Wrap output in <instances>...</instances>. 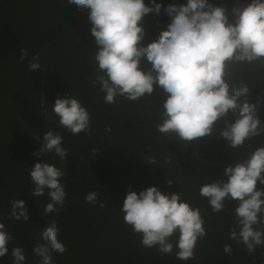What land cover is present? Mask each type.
<instances>
[{"label":"trees","instance_id":"trees-1","mask_svg":"<svg viewBox=\"0 0 264 264\" xmlns=\"http://www.w3.org/2000/svg\"><path fill=\"white\" fill-rule=\"evenodd\" d=\"M155 1L164 9L173 5V0ZM225 2L231 13L234 6L246 5L251 0ZM144 3L154 7L149 0H144ZM178 3L186 4L187 0H178ZM209 3L220 6L219 0H209ZM89 11L78 9L67 0H0V181L2 178L13 180L8 184L2 180L5 188L13 196H18L20 187L22 193H31L33 183L28 173L35 163L42 162L33 155L39 149L31 148L39 127L29 132L32 121L44 117L42 87L34 86L43 71L28 72L27 64L32 56L39 53L40 62L44 63L43 50L48 48L51 52L52 106L57 98L70 94L87 108L91 117V133L73 135L59 127L58 117L51 114L54 120L51 130L63 137V147L69 152L63 165L54 153L51 157L52 164L65 171L63 180L74 181L76 166L83 161L79 181L64 185L67 195L63 210L58 215L45 216L44 207L47 200L50 201L46 193L36 211L37 233L55 219L58 239L67 248L62 255L52 254L54 264H263L260 255L264 260V246H260V251L258 247L254 254H249L242 244L228 239L232 213L238 205L226 200L228 211L215 214L207 200L199 196L200 186L224 178L223 172L228 166L200 163L195 154L197 140L186 144L174 135L165 138L156 131L166 99L163 91L154 87L153 94L146 95L139 102L118 97L115 104L109 105L104 102L99 87H93L96 65L92 58L97 46L90 32ZM170 23V17L161 11L143 17L140 25L145 31L143 46L156 41ZM21 48L29 52L23 63L19 62ZM141 67L145 71L150 68L146 58ZM226 71L230 85H248L250 103L260 101L258 115L264 126V63L230 64ZM228 119L234 121L231 113ZM40 122L42 128L43 123ZM223 127V121L218 122L211 136L200 139L198 151L203 160L236 163L237 159L264 142V134H261L246 140L241 148L232 150L219 136ZM18 145H21V152L7 148ZM93 148L97 152H92ZM151 156L157 158L156 164L147 163V157ZM44 157L43 162H46ZM165 159H171V163L165 164ZM168 178L173 180L171 188L166 184ZM129 185L137 193L151 186L166 194L182 192L184 199L193 207L200 208L206 221L207 236L198 241L195 259L177 260L175 248L172 255H162L155 248L141 246L140 237L133 235L120 211ZM257 187L264 186L258 184ZM93 191L99 193L98 203L103 202L104 208L85 202V196ZM28 199L22 194L27 206L31 204ZM0 201L3 200L0 198ZM3 203L0 202V206ZM7 205L6 211L0 212V223L6 225L13 241L7 245L8 254L0 258V264H12V249L21 244L26 249L25 264H31L35 256L26 239L22 220L10 218L11 206ZM39 213L45 220L39 219ZM227 243H231L233 248L231 256L223 251V245Z\"/></svg>","mask_w":264,"mask_h":264},{"label":"clouds","instance_id":"clouds-1","mask_svg":"<svg viewBox=\"0 0 264 264\" xmlns=\"http://www.w3.org/2000/svg\"><path fill=\"white\" fill-rule=\"evenodd\" d=\"M67 3L90 10V32L97 46L92 58L96 65L92 84L99 87L106 104H115L118 97L139 102L146 95L151 96L155 87L166 95L159 116L161 122L156 125V131L165 138L174 135L188 144L211 136L214 127L223 121L219 136L235 150L246 140L264 134L258 115L260 101L250 103L248 85H230L226 71L230 64L264 63V0L234 6L231 21L226 15L228 9L209 0L169 5L164 10L171 23L147 46L142 44L145 31L140 25L146 15L160 13L163 6L155 0H152L154 7L146 6L144 0H67ZM28 57V50L21 48L19 62ZM145 58L150 64L147 71L141 67ZM40 61L39 53L32 56L28 72L43 71L44 63ZM51 113L58 117V126L71 134L91 133L87 108L70 94L57 98ZM230 113L234 121L228 119ZM34 138L42 139L41 148L33 154L42 162L35 163L28 173L33 183L31 195L45 196L47 189L50 202L43 214L58 215L67 195L60 182L65 171L43 162L42 156L54 153L63 165L69 152L63 147V137L52 130ZM147 163L156 164L157 158L147 157ZM164 163L170 164L171 159H165ZM223 177L201 185L199 196L207 200L215 214L228 211L226 200L238 205L232 213L228 239L254 254L259 246H264V187H257L264 186V147L237 159L234 167H226ZM166 184L171 188L173 180L166 179ZM131 189L129 185L120 211L133 235L140 237L141 246L155 248L162 255H172L175 248L177 260L195 259L198 241L207 236L200 208L193 207L182 192L166 194L156 186L139 193ZM98 201L99 193L95 191L85 196L86 203L104 208L105 204ZM10 218L29 219L23 200L13 201ZM38 235L43 243L33 249V255L42 258L41 264H54L52 254L67 251L58 239L57 221L52 219ZM12 241L6 225L0 223V258L8 254L7 245ZM223 251L231 256V243L224 244ZM11 255L12 264H25L24 248H13Z\"/></svg>","mask_w":264,"mask_h":264},{"label":"water","instance_id":"water-1","mask_svg":"<svg viewBox=\"0 0 264 264\" xmlns=\"http://www.w3.org/2000/svg\"><path fill=\"white\" fill-rule=\"evenodd\" d=\"M151 4L152 0H150ZM220 2V6L221 7H225L227 8L226 2L225 0H219ZM156 3V2H155ZM158 4V3H156ZM173 5H177L179 6L178 0H173ZM161 12L165 13L164 8H161ZM226 15L229 16L230 19H234V17H232L231 13L229 12V10L226 12ZM43 59H44V70H43V76H42V83H43V87H44V104H45V121L47 123L51 122V80H50V60H51V52L48 48L43 50ZM199 144H200V139H198L196 141V145H195V154H196V158L197 160L204 164V165H212V166H235V163H229V162H224V161H216V162H211V161H205L203 160L200 155H199ZM260 147H264V142L262 143V145ZM47 157V163L48 164H52V154L51 153H47L46 154ZM62 184H67V185H71L72 182H65L64 180L60 181ZM47 189H45L46 191ZM0 191L2 192V194L4 196L7 197V199L11 202V204L13 203L14 199H11L1 188L0 186ZM42 197V196H41ZM41 197H36L34 204L31 207H27V215L29 217V219L27 221H24V226L25 229L34 245V248L36 246H38L39 244H42V241H39L40 238L38 239V234H36L31 217L33 216L34 212H35V208L38 205L39 201L41 200ZM41 260L42 258L39 256H35V260L33 263L31 264H41ZM260 260L261 262L264 264V260L262 258V256L260 255Z\"/></svg>","mask_w":264,"mask_h":264},{"label":"flooded vegetation","instance_id":"flooded-vegetation-1","mask_svg":"<svg viewBox=\"0 0 264 264\" xmlns=\"http://www.w3.org/2000/svg\"><path fill=\"white\" fill-rule=\"evenodd\" d=\"M150 1V0H149ZM156 2V1H155ZM151 3V2H150ZM157 3V2H156ZM220 3V2H219ZM173 4V3H172ZM153 5V4H152ZM154 6V5H153ZM43 76V75H42ZM36 81H38L37 83H34V86L35 87H42V91H43V95H44V87H43V83H42V77H40V78H37V80ZM44 99V98H43ZM40 104V103H39ZM41 107V106H40ZM42 107H44V109L42 110V113L44 114V117H42V118H40L39 120H33L32 122H33V124H31V126H30V129H29V132L30 133H32V132H34L35 131V129H37L38 127H39V130H37V132H36V134H34V136H43L44 134H45V132H47V131H51V129H52V123H54V120L51 118V122L50 123H47L46 121H45V117H46V115H45V104L43 103V105H42ZM51 108H52V102H51ZM33 113L34 114H37V112L35 111V110H33ZM52 114V113H51ZM35 121H37V122H35ZM40 121H42V123H43V125H42V128H41V122ZM39 131H42L40 134H39ZM44 131V132H43ZM15 139H18V136H16V138ZM32 144H31V148L33 149V150H35V151H37L38 149H40L41 148V146H42V139H36V138H34L33 137V139H32ZM20 144H22V143H20ZM8 149H10V150H16V151H18V152H21L22 151V148H21V145H18V146H13V147H7ZM44 159L46 160V162H47V157H46V154H45V157H44ZM81 163H83V161L81 162ZM81 163L80 164H78L77 166H76V179L74 180V181H71L72 182V184H74L75 182H77V181H79V179H80V174H81ZM74 175V174H73ZM2 180H3V182H6L7 184H8V182H13V180L11 179V178H2ZM2 180L0 181V186H1V188L3 189V191L11 198V199H14V200H17V199H19V200H22V194L23 195H25V196H27L29 199V201L31 202V204L29 205V206H27L26 205V207H31L33 204H34V202H35V199H36V197H32V195H31V193L30 192H24V193H22V187H20V189L19 190H17V195L19 196H13L6 188H5V186L2 184ZM7 180V181H6ZM25 182V181H24ZM65 182H70V181H65ZM62 184V183H61ZM71 184V185H72ZM63 185H65V186H67V184H63ZM26 187H25V191H26ZM47 193V190L45 191V194ZM43 197L44 196H42L41 197V200L39 201V203H38V205L36 206V208H35V212H34V214H33V216L31 217V220H32V223H33V226H34V229H35V232H36V234H38L37 233V230H36V226H37V224H36V218L38 217V213H36V211L38 210V207L40 206V204H41V202H42V199H43ZM0 198L3 200V201H0V202H4L3 204L4 205H2V206H0V212H2V211H6V207H8V205L7 204H9L10 206L12 205L11 204V202L7 199V197L6 196H4L3 194H2V192L0 191ZM47 202L49 203L50 201H48L47 200ZM46 204V203H45ZM40 214V213H39ZM39 219H43V220H45L44 219V216H42V214H40L39 215ZM22 224L24 225V221L22 220ZM259 226V225H258ZM25 229V226H24V228H23V230ZM26 232V233H25ZM24 233H25V235H26V239H27V241H28V243L30 244V246H32V249H34V245H33V243H32V241H31V239H30V237H29V235H28V233H27V231H26V229H25V231H24ZM38 236V235H37ZM38 239H39V236H38ZM39 241H41V240H39ZM43 243V242H42ZM19 247H23L22 246V244L19 246ZM25 248V247H24ZM30 250H31V248H30ZM261 250V248H260V246H259V251ZM25 252H26V249H25ZM34 260H35V258H34ZM34 262V261H33ZM32 262V263H33Z\"/></svg>","mask_w":264,"mask_h":264}]
</instances>
